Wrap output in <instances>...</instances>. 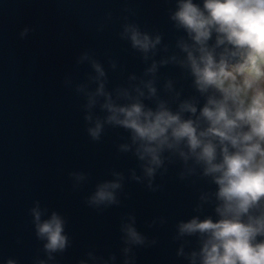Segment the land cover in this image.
Returning a JSON list of instances; mask_svg holds the SVG:
<instances>
[{
    "label": "clouds",
    "instance_id": "obj_1",
    "mask_svg": "<svg viewBox=\"0 0 264 264\" xmlns=\"http://www.w3.org/2000/svg\"><path fill=\"white\" fill-rule=\"evenodd\" d=\"M166 13L171 40L124 9L118 36L139 55L140 73L128 72L109 87L108 70L123 71V65L108 56L106 68L94 50L84 49L75 63L90 67L86 78L74 82L65 74L64 85L83 98L90 139L123 129L117 152L136 160L127 174L110 169L111 178L98 181L85 203L98 211L119 205L126 180L155 192L163 187L157 176L178 164L181 181L208 187L198 190L193 214L175 224L176 256L187 264H264V0H170ZM105 15L112 19L111 11ZM31 31L25 25L19 37ZM166 66L176 74L162 72ZM69 176L78 189L88 174L73 170ZM28 211L45 256L33 264H49L72 245L67 217L39 199ZM157 221L164 224L166 217H154L149 226ZM119 231V260L115 252L89 250L77 264H137L136 249L157 244L137 228L134 212L121 217ZM3 264L20 261L8 257Z\"/></svg>",
    "mask_w": 264,
    "mask_h": 264
},
{
    "label": "water",
    "instance_id": "obj_2",
    "mask_svg": "<svg viewBox=\"0 0 264 264\" xmlns=\"http://www.w3.org/2000/svg\"><path fill=\"white\" fill-rule=\"evenodd\" d=\"M126 6L135 12L130 19L159 28L166 40L174 38L166 13L170 0H0V264L8 257L20 264L45 258L28 211L36 199L67 217L72 238L71 247L49 264H77L89 250L104 256L115 252L119 260V223L128 212L136 215L140 231L157 238V244L136 249L137 264H187L176 256L175 224L193 214L198 190L208 185L181 181L178 164L170 165L164 177L157 176L163 187L155 192L126 180L119 205L98 211L85 203L98 181L111 178L110 169L127 174L136 160L117 152L116 142L126 135L123 129H108L100 141L90 139L83 98L63 79L70 74L80 82L91 71L87 64L75 63L84 49L94 50L106 68L108 56L123 65V71L108 70L109 87L128 72L142 71L139 55L118 36ZM101 23L104 27L98 30ZM25 25L33 31L21 39ZM161 71L176 74L177 69L166 66ZM73 170L88 174L78 189L69 176ZM159 216L166 223L150 227Z\"/></svg>",
    "mask_w": 264,
    "mask_h": 264
}]
</instances>
